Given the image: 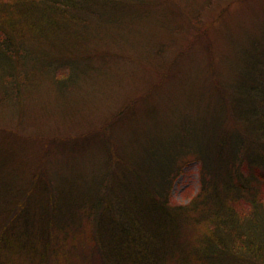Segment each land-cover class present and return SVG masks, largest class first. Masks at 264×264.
Wrapping results in <instances>:
<instances>
[{
  "label": "trees",
  "instance_id": "1",
  "mask_svg": "<svg viewBox=\"0 0 264 264\" xmlns=\"http://www.w3.org/2000/svg\"><path fill=\"white\" fill-rule=\"evenodd\" d=\"M144 1L0 0V102L20 113L35 83H63L108 66L101 49L99 64L88 55L96 51L90 45H98L97 29L134 18ZM210 78L214 103L198 122V145L182 142L166 162L155 147L145 149L151 144L131 148V131L114 133L112 125L137 118L127 114L128 104L99 133L53 141L99 143V174L79 190L61 187L52 165L23 177L6 148L0 264L15 257L28 264H264L263 58L243 62L229 94L223 79L214 72ZM192 152L200 160V188L187 203L171 204L174 163Z\"/></svg>",
  "mask_w": 264,
  "mask_h": 264
},
{
  "label": "rangeland",
  "instance_id": "2",
  "mask_svg": "<svg viewBox=\"0 0 264 264\" xmlns=\"http://www.w3.org/2000/svg\"><path fill=\"white\" fill-rule=\"evenodd\" d=\"M144 4L134 18L121 19L104 32L97 29L98 45H90L96 51L89 49L88 55L99 64L101 49L108 54V66L99 64V69L63 83L52 78L35 83L20 113L14 114L6 99L0 102V159L8 155L6 148L14 152L23 177L43 164L52 165L60 186L79 190L94 172L99 174V143L53 141L99 133L110 115L126 104L127 114L137 118L112 129L123 137L131 131L133 139L126 140L131 148L137 141L151 144L145 149L155 147L157 157L166 162L182 142L198 145V122L208 118L214 103L212 73L224 80V93L229 94L226 89L243 62L256 57L264 62V0ZM82 59L75 64L83 67ZM145 108L149 113L139 118ZM174 164L170 203L185 204L200 188V160L193 152L185 153ZM78 237L75 243H80ZM14 259L6 264H28L21 257Z\"/></svg>",
  "mask_w": 264,
  "mask_h": 264
}]
</instances>
